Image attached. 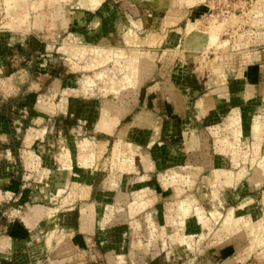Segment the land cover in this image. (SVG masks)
Returning a JSON list of instances; mask_svg holds the SVG:
<instances>
[{
	"label": "rangeland",
	"instance_id": "obj_1",
	"mask_svg": "<svg viewBox=\"0 0 264 264\" xmlns=\"http://www.w3.org/2000/svg\"><path fill=\"white\" fill-rule=\"evenodd\" d=\"M72 1L0 0V264H264V0H166L160 11L154 0H90L96 11ZM107 5L136 23L165 19L155 31L131 24L123 43L101 25ZM251 52L262 57L242 62ZM133 55L141 75L129 73ZM213 64H226L229 87L241 67L255 73L241 113L238 99H217ZM128 74L147 77L137 93ZM62 135L100 157L86 169L72 152L68 172Z\"/></svg>",
	"mask_w": 264,
	"mask_h": 264
},
{
	"label": "crops",
	"instance_id": "obj_2",
	"mask_svg": "<svg viewBox=\"0 0 264 264\" xmlns=\"http://www.w3.org/2000/svg\"><path fill=\"white\" fill-rule=\"evenodd\" d=\"M71 1V3H69V4H71V5H73V1L72 0H70ZM198 1H200V2H203V0H198ZM86 2H87V4H86V9H88V10H94V8H93V5H92V2L90 1V0H86ZM153 3L156 5V10H158V11H160V10H162V9H164L165 7H166V0H164V3H163V5L161 6V4L158 2V0H154L153 1ZM189 5V4H188ZM100 6H102V3H101V1H100ZM192 7V6H191ZM90 8H93V9H90ZM86 9H84L85 11H86ZM69 10H71V9H69ZM72 10H79V9H72ZM83 10V11H84ZM94 11H96V10H94ZM86 12H88V11H86ZM88 13H90V12H88ZM91 14V13H90ZM158 18V17H157ZM157 18H154L153 19V21H149V19L148 18H146V19H143V21H140L139 23H136L135 21H133V20H131L130 22H131V24L133 25V27L134 28H136V29H138V30H140V29H142V28H146L147 29V27H149V26H151V29H152V31H155V28L153 27L154 26V24L156 23V20H157ZM174 19H177L178 20V17H173ZM159 19V21H161L162 23H161V26H162V24H163V22H164V19L165 18H158ZM191 24V23H190ZM243 54H245V53H241V56H240V60L242 59V56H243ZM260 57H262V55L259 53V52H251L249 55H247V61H242V62H248V61H250L251 62V60L253 59H255L256 60V58H260ZM143 58H145V57H143ZM146 60H148V56H146V58H145ZM153 61H150V60H148V61H150L151 62V73L153 72V68H154V66H155V60L154 59H152ZM243 60V59H242ZM123 62V59L122 60H119V61H117V59H115L114 60V64L116 65V66H120V64L122 65V63H116V62ZM119 64V65H118ZM224 65H226V64H224ZM223 65V66H224ZM115 69H117V68H115ZM250 70V71H249ZM253 71L251 70V68L250 67H246L245 68V66L244 67H241V69H238V71H237V73L235 74H233V75H231L230 77H229V79H230V83H229V85H230V87L228 86V85H226V84H224L223 82H224V80H225V74H223L222 75V77L221 78H219V79H217L218 80V82H219V84H221V85H219V87L220 86H225V88H226V91L223 93L224 95H222L221 97L220 96H218L217 97V99L218 98H223L224 96H226L227 97V99L228 98H230L231 100H232V102L233 103H235V101L238 99V101H240L241 102V108L239 109L238 108V112L239 113H241L243 110V105L245 104L244 102H245V92L248 94V92L249 93H251V92H253L254 91V89H255V82H256V77H255V73H252ZM115 73V72H114ZM130 73V72H129ZM151 73L147 76V77H149L150 75H151ZM74 77V76H73ZM126 80H128L129 78H132V81H133V83L134 84H129L130 86V90H131V92L130 93H132V91L133 92H135V93H137V90H138V88L140 87V85H141V83L147 78V77H143L141 80L140 79H138L137 77H134L133 75L131 76V74H128V75H126ZM232 77V78H231ZM262 77H263V79H264V70L262 71ZM83 79H81V81H82ZM140 81V82H139ZM223 83V84H222ZM76 84H78V85H80V87H82V84L80 83V82H78L77 81V83ZM138 84V85H137ZM133 85V86H132ZM84 86V85H83ZM90 86H92V85H90ZM132 86V87H131ZM216 88H218V87H216ZM216 88H213V89H216ZM212 89V90H213ZM115 94H118L119 95V93H116V92H114ZM215 95V94H214ZM225 98V97H224ZM65 100V99H64ZM147 112V111H146ZM153 120V119H152ZM1 120H0V124H1ZM145 130V129H144ZM61 137V139H60V143H62V142H67V143H63V144H61V145H64V148H65V146H66V148H67V150H68V154H66L67 156H65V158L66 159H68V162H69V171L68 172H71L72 171V165L70 164L71 163V159H72V152H73V154L75 155V157L74 158H76L77 159V161H79V164L80 165H82L83 166V168H88V167H91V165H93V163H94V161H91L89 158H92V157H95L96 158V156H97V158L98 157H100V155H101V153H99L98 155H96V154H90L89 153V151H86V148H85V146H86V144L84 143V148L83 149H81L80 148V142H78L77 140H74V139H70L69 138V136H67V135H62V136H60ZM68 139H70L71 140V142H68L67 140ZM240 139H241V137H240ZM239 139V140H240ZM69 140V141H70ZM84 141L86 140L87 142H89L86 138H84L83 139ZM151 143H150V139H149V144L148 145H150ZM89 145V144H88ZM81 149V154H79V153H77L79 150ZM167 149V148H166ZM167 150H169L170 152L172 151L171 149H167ZM166 150V151H167ZM83 152H86V153H83ZM173 152V151H172ZM78 168H79V166H78ZM85 169V170H86ZM74 173V172H73ZM71 174V175H75V174ZM70 175V176H71ZM143 180V178H140V181L139 182H141ZM133 181V183H132V185H134V183H135V181L134 180H132ZM131 181V182H132ZM139 182H137V183H139ZM12 190H10V189H8L7 190V192H11ZM91 196V191H90V195H89V197ZM83 202H85V201H81V203H83ZM88 203V202H87ZM97 203H101V202H97ZM100 205V204H99ZM105 205V204H104ZM104 205H102L103 207H104ZM107 205V204H106ZM80 207H81V205H80ZM139 207V206H138ZM71 209H69V210H66L67 212L69 211H71L72 210V207H70ZM52 209V208H51ZM80 209V208H79ZM181 213H180V218H181V223H183L185 220H186V215H187V209L183 206V204L181 205ZM50 210V209H49ZM219 209H214V210H212L211 211V213H212V216L216 219L217 218V216L219 215ZM36 225H37V223H36ZM104 226V225H103ZM105 227V226H104ZM65 229L64 230H66V234L68 235V233L70 232V230L67 228V227H64ZM81 229V228H80ZM82 230V229H81ZM71 234H72V231L70 232ZM98 234H102V229H101V227H100V232L98 233ZM105 234V233H104ZM67 237V236H66ZM72 237H74L73 235H72ZM99 239H101L102 241H106V237H103L102 235H99V237H98ZM74 244V243H73ZM106 246H108V245H105V247ZM74 247H75V245H74ZM71 248V245L69 244V245H67V246H61L60 248H58L59 250H60V252L61 253H67L68 252V250ZM115 248V246L113 247V248H110V249H114ZM115 250V249H114ZM115 255H118L117 253L115 254Z\"/></svg>",
	"mask_w": 264,
	"mask_h": 264
},
{
	"label": "bare ground",
	"instance_id": "obj_3",
	"mask_svg": "<svg viewBox=\"0 0 264 264\" xmlns=\"http://www.w3.org/2000/svg\"><path fill=\"white\" fill-rule=\"evenodd\" d=\"M104 10H106L105 11V14H106V16L107 17H110V19H109V21H108V24L106 25L105 23H103V24H101L103 27H105V26H107L109 29V31H111L113 34H112V37L113 38H115V37H117L118 39H120V40H122V42L123 43H132V42H128V41H126V37L124 36V34H125V32L127 31V30H131L132 29V27H131V23H130V21L131 20H128L127 18H125L121 13H120V11H113L112 9H110V8H108V5L104 8ZM105 25V26H104ZM213 26V25H212ZM218 26V25H217ZM222 25H220V27H221ZM106 27V28H107ZM216 27V26H215ZM219 27V26H218ZM219 27V28H220ZM177 28V27H176ZM175 28V29H176ZM190 28V27H189ZM174 29V30H175ZM178 29V28H177ZM192 29V28H191ZM215 28H213V30H212V32L213 31H215L214 30ZM104 30H106V29H104ZM178 30H180V29H178ZM177 30V31H178ZM108 31V32H109ZM219 31H220V29H219ZM106 32H107V30H106ZM128 32V31H127ZM170 32H172L171 30H170ZM208 32V31H207ZM211 32V31H210ZM210 32H209V34H210ZM216 32L218 33V29L216 28ZM104 33V32H103ZM173 33V32H172ZM215 33V32H214ZM105 34V33H104ZM103 34V35H104ZM108 34V33H107ZM132 34L134 35V36H137L139 33L138 32H135V31H133L132 32ZM208 34V33H207ZM213 34V33H212ZM219 35V34H218ZM109 36V35H108ZM107 36V37H108ZM208 36L209 35H207V38H208ZM105 37V36H104ZM104 37H102L100 40H99V42L101 41V42H104ZM109 38V37H108ZM212 39V40H214L215 41V43H216V38H217V35L215 34V35H211L210 34V37H209V39ZM137 40L136 41H134V45H138V44H141L140 42V39H138V38H136ZM218 39V38H217ZM220 39V38H219ZM218 39V40H219ZM84 39L81 37V36H76L75 37V39H74V41H72L74 44H78V42H81V41H83ZM110 40H112L111 38H110ZM128 40V39H127ZM221 40V39H220ZM100 42V43H101ZM118 42V41H117ZM116 42V43H117ZM228 42H229V40H228ZM72 43V44H73ZM208 43H209V40H208ZM213 43V42H212ZM214 43V44H215ZM227 43V42H226ZM118 44V43H117ZM209 44H211V43H209ZM218 44H220V45H222L221 43H219V41H218ZM217 44V45H218ZM225 44V43H224ZM212 45V44H211ZM216 45V44H215ZM103 46V45H102ZM101 49L103 48V47H101V46H99ZM115 47V46H114ZM121 47V46H120ZM227 47H229V46H227ZM70 48H72V47H70ZM93 49L95 48V47H92ZM117 48V47H116ZM223 48V47H222ZM96 49V48H95ZM94 49V50H95ZM111 49H113V48H111ZM118 49H120V48H118ZM99 50V49H98ZM97 51V50H96ZM100 51H102V50H100ZM106 51V50H105ZM99 52V51H98ZM98 52H97V54H98ZM103 53V52H102ZM105 53V52H104ZM99 54H100V52H99ZM107 56H111V54L110 53H108V51H107ZM110 54V55H109ZM102 55V54H101ZM119 56H121V55H119ZM128 55L126 54L125 55V57H127ZM101 57V56H100ZM102 57H104V59H106V61H107V58L105 57V56H102ZM118 57V56H117ZM217 57V56H216ZM220 59H221V62L224 60V58L222 57V56H218ZM112 58V57H111ZM120 58V57H119ZM129 58V57H128ZM101 59V58H100ZM103 59V58H102ZM109 59V58H108ZM110 61H111V59H109ZM108 60V61H109ZM117 60H119V59H117ZM131 60L132 61H130V59H129V62L128 63H130V64H127V66L129 65V67H130V73H133V74H143V72L142 73H140V71H141V69L139 68V67H141V66H143V69H144V62L142 63V62H140V60H141V58H139V56L138 55H133V57L131 58ZM214 61V60H213ZM112 62V61H111ZM105 63V62H104ZM113 63V62H112ZM105 64H109V63H105ZM214 65V64H213ZM217 66V65H216ZM215 65L213 66V73L215 72L216 73V77L217 76H219V75H222L224 72H223V70H222V68H223V65H220V66H217L216 67ZM128 68V67H127ZM211 68V67H210ZM214 73V74H215ZM131 76H132V74H131ZM220 77V76H219ZM132 81V80H131ZM115 85V84H114ZM141 121H143V125H144V128L146 129V131H150V130H152V128L154 127H157V125L155 124V121L154 120H152V119H149L148 117L147 118H145V117H142V119H141ZM261 134V133H260ZM81 143V142H80ZM255 144V143H254ZM81 145H83V144H81ZM81 147V146H80ZM83 148H84V146H82ZM82 148V149H83ZM79 185V184H78ZM83 186V185H82ZM84 187V186H83ZM90 195V194H89ZM243 217V216H242Z\"/></svg>",
	"mask_w": 264,
	"mask_h": 264
}]
</instances>
